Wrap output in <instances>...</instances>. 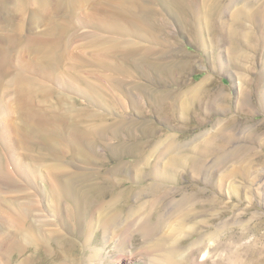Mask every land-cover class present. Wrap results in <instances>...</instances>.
<instances>
[{"label":"bare ground","instance_id":"bare-ground-1","mask_svg":"<svg viewBox=\"0 0 264 264\" xmlns=\"http://www.w3.org/2000/svg\"><path fill=\"white\" fill-rule=\"evenodd\" d=\"M10 1L13 2L14 8L24 14L28 13L26 25L29 36L22 45L19 43V46H16V37L19 39L25 23L20 22L16 26L12 16L6 17V11L12 7L11 5L8 7ZM89 2H92L91 6L94 8L88 14L89 18L107 26L117 22L122 24V30H126L127 33L126 35L124 33V40L127 39L123 46L125 50L135 45L130 42L132 38L165 45L163 50L156 52L155 59H151L153 48L147 46L145 49H141V46H138L140 49H136L137 47L132 51L129 49L121 56L117 52L123 44L119 40L121 36L123 38L120 32V35L116 33L115 41L107 39V36L106 38L90 36L92 42L83 47L100 51L104 56L106 53L116 52L115 56L124 59L126 66L123 75L130 77L136 71L140 74L139 77L144 79L141 85L129 83L131 88L137 86L142 95L141 100L128 96L129 103L141 111L143 105L153 102L157 113L164 121L175 116L187 123L193 116L188 118L192 110L196 109L195 101L200 102L207 96H212L204 87L208 77L194 84L183 82L185 86L179 89L159 88L158 85L162 82L165 86L170 80L174 79L175 82L180 80L181 74L190 64V60L179 58L180 55L174 53V43H171L173 46L170 44L169 36L168 38L161 36L163 31L166 35H172V30L168 31L169 18L174 19L185 31L194 27L195 33L190 34L199 38L198 44L202 46L206 40L205 35L215 37L218 35L216 31L218 26L222 29L223 24L227 26L228 22L236 24L244 23L245 20L255 21L259 16L264 22V9H261L264 6H261L263 2L259 0L244 4L241 8L234 7V0H0V30L5 28L8 31L17 30L13 37L9 32L0 33V156H4L5 160L0 161V264H11L12 255L23 254L29 246L39 245L41 248L44 246V250L47 251L50 244L60 246L67 242L70 245L71 241H66L64 234L59 235L60 232L57 230L50 229L49 233L42 234L41 230L46 229H43L38 221L30 220L28 225L24 226L23 219L19 220L20 215L13 213L16 208L21 210L17 206L21 203L19 199L30 195L29 189H23L21 184H17V179L29 181L31 178V171L28 173L23 164L15 160L14 152L16 153L17 149L16 141L13 139L15 136L18 137L19 145L26 150L49 149L51 163L45 172L41 167L33 172L36 178L46 180L49 177V187L44 192L41 183L35 184L34 197H39L42 204L48 201L47 195L52 197L56 217L71 235L81 237L86 246L93 241L99 242V250L113 243L115 246L113 256L119 264L131 263L135 254L131 252L130 247L133 242L140 241L143 246L148 244L150 246L148 250L153 253L147 264H184L185 257L181 249L177 248L182 247V239L189 234L192 222L197 225L194 231L198 239L194 245L197 247L201 244L204 238L201 230L203 221L196 219L208 214L207 211L212 210L217 202L214 198H209L207 199L209 202L206 203L204 200L206 188L199 185L195 178L199 177L202 182H206L210 177H214L215 171L225 166L234 155L237 156L242 147L239 145L231 147V136L226 140L221 139V136L224 138L222 134L224 127L209 137L201 130L187 138L188 140L181 139L175 132L160 134L159 138L155 139L139 140V133L145 134L144 136H151L154 133V130H151L150 134L145 129L146 121L125 117L123 120L120 118L121 120L107 123L101 118L100 122L84 128L79 123L80 118L87 117L88 114L94 117V114H76L72 105L62 106V101L68 103L69 100L60 95H56V99L61 101L62 107H54L55 105L46 99L52 95L50 87L28 73H35L41 77L50 76L54 71L63 74L66 60L71 55L69 40L73 36L62 47L59 44L63 39L61 35L63 36L69 24L74 22L76 10L87 8ZM61 12L63 15L72 16L73 20L67 19L62 22L57 18L50 20L51 14L59 15ZM226 14L229 16L223 20ZM76 20L78 22V19ZM2 23H6V26H2ZM42 23L50 26L46 32L43 31L44 33H41L42 30L33 31L30 27L34 25L39 28ZM211 23L213 29L209 27ZM227 27V37L235 44L236 37L240 36L239 33L242 31L231 28L230 24ZM33 33L36 34L32 35ZM245 34L243 32V35ZM229 49L228 56L233 61L238 49L233 44ZM94 60L98 61L96 57ZM14 65L19 66V69H15ZM115 67L117 70L121 69L119 65ZM153 82L159 83L157 85L159 89L154 87L156 84ZM61 83L64 85L67 81L62 80ZM64 86L68 87L67 84ZM45 102H48V106L44 105ZM194 113L198 115L197 109ZM217 123L218 120L213 121V129H216ZM137 127L142 128L140 132H137ZM59 138L68 141L65 145L73 156L80 155L88 160L92 157L103 158L96 150L97 143L102 142L116 162L107 169L81 170L74 166L75 158L72 157L66 162L72 166L69 169V166L61 164L59 160L60 153L57 150V145L61 143ZM132 152L138 154L140 158H135L128 166L122 160V156ZM37 153L35 157L40 158V152ZM210 157L213 158L212 164L209 167L203 164L201 168V164L206 163ZM62 162L65 161L62 159ZM181 177H185L186 181L182 182ZM128 181L131 184L126 185ZM3 182L7 183V187ZM165 182L174 184L167 185ZM8 188L9 192L13 191L12 195L8 193ZM8 194L11 197H6ZM212 214H215L213 210L210 215ZM96 230L105 238L103 241L95 239L93 233ZM57 233L59 234L56 236ZM16 238L20 243L16 242ZM95 252L98 253L97 250Z\"/></svg>","mask_w":264,"mask_h":264},{"label":"rangeland","instance_id":"rangeland-1","mask_svg":"<svg viewBox=\"0 0 264 264\" xmlns=\"http://www.w3.org/2000/svg\"><path fill=\"white\" fill-rule=\"evenodd\" d=\"M234 1V7L238 6L241 8L244 4L253 3L252 1L254 0ZM259 1L263 2L261 6H264V1ZM10 2L8 7L13 4V2H11V4ZM91 3L92 2H89V5H86L87 8L85 7L83 10L82 8L76 10L74 22L70 23L69 25L71 27L68 26V30L65 34L63 36L61 35V38L64 40L61 39L59 44H61L62 47L67 43V40L71 39L73 36L72 39L69 40L71 55L69 59L66 60L63 74L58 71L51 72L50 76L53 78H50V76L41 77V75L39 76L38 74L37 77L35 73H28V75L30 74V76L37 78L40 82L47 85V87H50L49 90L52 95L46 99H49L51 103L55 105L54 107H67L70 104L75 108L76 114H94V117L88 114L87 117L83 116L84 118H80L79 123L81 127L84 128L89 124L100 122L101 118L109 123L117 121L120 118L123 120L125 117H131L142 122L146 121L147 125L145 124L144 127L148 133L154 130L153 134L150 132L151 136H144L145 134L139 133V140L159 138L160 134L169 132H175L181 139L188 140L201 130L205 131L206 136L209 137V135L214 134L216 130L224 127L222 132L224 138L221 136V139L226 140L231 136L232 142L230 146L239 145L242 148L237 156L234 155L232 160L230 159L225 166L215 171L216 174H213L214 177H210L212 180L208 179L206 182H202L199 177L195 176L197 178H195V181L206 188V193H204V200H206V203L209 202V198H214V200L217 201L212 209L215 214L210 215L212 210H209L207 211L208 214H203L196 219L198 221H203L201 230L202 233H204V238L201 244L197 247L194 245V242L198 239L194 231L197 225H194L192 222L189 234L182 239V247L177 249H181L183 257H185L184 264H264V22L261 21V17L259 16L255 21L245 20L244 23H227V26L230 24L231 28L236 30L240 29L242 31L239 33L240 36L238 35V37H236V45L233 43L234 41L228 39V27L223 24L224 27L222 26V29L218 26L216 30L218 35L215 37L210 34L205 35L206 40H204V46H202L198 44L199 38H195L190 34L195 33L196 29L194 27H190L189 31H185L180 28L174 19L165 16V18H169L170 20L168 31L171 29L172 35H166L163 31L161 36H163V38L169 36V38H167L170 40V44L174 43V53L179 54V58L190 60V64L185 68L183 74H181L180 80H176V82L174 79L170 80L165 86H163V82L161 85L156 82L155 85L154 81L153 84L155 86H153L155 88L159 86V88L161 87L160 89L166 88V90H174L185 86L183 82H191L194 84L208 77V81L204 83V87L212 94L210 97L207 96L206 99L199 100L200 102L195 101L194 107L197 109L198 115L194 113L196 109L192 110L188 118L193 116L191 120H187L186 123L175 116L168 121H164L157 113L156 107L151 101L149 105H143L142 110L139 111L138 108L129 103L128 96L131 95L133 98H136V100L142 97L137 86L131 88L129 85V83L141 85L144 79L141 78V76L139 77L140 74L134 71L135 73L133 72V76H124L122 72L124 71L123 69H125L126 62L124 59L122 60V58L119 59L120 57L118 58L115 56L116 52L112 54L106 53L104 56V53L100 51H98V54V52L92 48H83L86 44L92 42L90 36L97 35L101 38H106L107 36V39L115 41L116 33L120 35V32L121 35L123 34V38L121 36L119 40L123 44H121L120 51H116L119 52L121 56L122 53L129 49L130 51L136 47V49H145L147 46V48H153V56L151 55V59H155L157 55L156 52L165 48L164 44L151 43L146 40L141 41L139 38H136L135 41L132 38L130 42L132 41L136 46L127 47L128 49L126 48L125 50L123 46L124 41H127V39L124 40V33L125 35L127 33L126 30H122V24L117 22L111 26H107L97 22V20L89 18L88 14L94 9ZM9 8L11 10L9 9V11H6V17L12 16V21L16 26L20 22L25 23L24 31L19 35V39L16 37L18 43H15L16 46H19V43L22 45V43L26 41V37L29 36L27 30L28 26L26 25L28 13L25 12L24 14L19 9L14 8V6ZM261 9H264V7H261ZM228 16V14H226V17L223 16V20ZM71 17L65 14L63 15L61 12L59 15L51 14L49 18L50 20L57 18L59 22H62L63 20L67 21V19L72 21L73 17L72 19ZM98 18H100V16H98ZM75 19H78V22L77 20L75 21ZM47 23H42V27L39 26V28H36L34 25H30V27L33 31L42 30L41 33H44L48 30L47 28L50 27L47 26ZM199 25L204 26V24ZM2 26L5 27L6 23H2ZM209 27L213 29V23H211ZM2 31L5 34L9 32L13 37L17 30L13 31V29H10L8 31L5 28L2 29ZM2 31L0 30V33ZM243 32L246 34L243 35ZM35 34L36 33H33L32 35ZM44 36L47 37V35ZM170 37H172V39H170ZM231 44L238 49L236 58L233 61L230 60L228 56V50H230L229 46ZM138 46L141 47L138 48ZM213 52L215 53L213 54ZM165 56L168 57L167 55ZM95 57L98 61L94 60ZM77 59L78 61H76ZM108 65L110 66L109 68ZM115 65L121 66V69L117 70ZM101 66H104V68H101ZM14 67L15 69H19L17 65H14ZM62 80L67 81L64 85L67 84L68 87L61 83ZM118 83H123V85H117ZM126 84L128 86H126ZM56 95L68 98L69 102L62 101L61 106V101H57ZM145 98L148 100L147 97ZM45 103L44 105L48 106V102ZM57 112H59V110H57ZM214 120H218L216 129L212 128ZM141 129L142 128L137 127V132H140ZM119 138L121 139V136H119ZM13 139L16 141L15 147L17 148L16 153L14 152L15 160L23 164L28 173L31 171V178L29 181L26 180L27 182L19 178L20 181L16 178V182L18 185L21 184V188L29 189L28 193L30 195L26 198L21 197V199H19L21 203L17 204V206L21 210L19 211L16 208L13 213L20 215L19 220L23 219L22 224L24 222V226L28 225L30 220H34L35 222L38 221L42 224V228L47 230H41L42 234L43 232L47 234L48 230L50 232V229L52 231L57 230L60 234L57 233L56 236L58 234H64L63 236L66 241H71H69L70 245H68L67 242H64V245L61 244L60 246L50 244V248L47 251L44 250V246L42 248L39 247V245L35 247L29 246L23 254H13V261L11 264H119L113 256V251L115 250L113 243H110L102 250L98 249L100 247V245H98L99 242L93 241L86 246L85 242L81 240V237L71 235L56 217L52 197L47 195L46 198L48 201H46L45 204L39 201V197H34L33 186H35V184L41 183V189L44 192L47 191L49 187V177L46 176V180H43L33 175V172L38 167H41L44 171L51 163L49 159L51 156H48L49 149H41V151H37L38 148H34L31 151L26 150L19 145L18 137L15 136ZM58 140L61 142L57 145V150L60 153V163L66 164V166H69V169L72 168V166L68 165L66 162L67 159H71L72 157L75 158L73 162V164H75L74 166L81 170L90 168L92 170H95V168L107 169L116 162L106 150L105 145L101 144L102 142L97 143L96 150L103 158L98 159V157H92L88 160L82 158L80 155L73 156V153H71L70 149L65 145L68 144V141L63 138H59ZM37 152H40V158L35 157V155L38 154ZM0 157V161L4 162V156ZM61 157L65 162H62ZM135 158H140V156L133 152L122 156V160L128 166H130ZM212 160L213 158H208L206 163H202L200 167L202 168L203 164L209 167L213 162ZM180 179L182 182L186 181L185 177H181ZM127 184L131 183L128 181L126 185ZM165 184L173 185L174 183L165 182ZM3 185L7 187V183L5 182H3ZM8 193L12 195L13 191L9 192L8 188ZM10 194L6 195V197L10 196ZM207 206L209 207V204H207ZM209 212L211 213L209 214ZM2 229L4 230L5 228L3 227ZM62 231L64 232L62 233ZM93 235L95 239L97 238L101 241L105 239L98 230H96ZM16 242L20 243V240L17 239ZM144 245L146 247L143 246L142 241L138 243L133 242L130 250L135 254V257L129 264H147L149 259L152 258L151 256H153V253L148 250L150 246H148V244ZM95 250H97L98 253H96Z\"/></svg>","mask_w":264,"mask_h":264}]
</instances>
